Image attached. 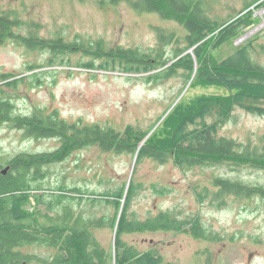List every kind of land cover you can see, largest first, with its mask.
<instances>
[{"label": "rangeland", "instance_id": "1", "mask_svg": "<svg viewBox=\"0 0 264 264\" xmlns=\"http://www.w3.org/2000/svg\"><path fill=\"white\" fill-rule=\"evenodd\" d=\"M245 2L203 0V5L209 14L225 23L244 9ZM257 4L252 8L260 23L233 44L256 38L254 57L264 65V7ZM0 11L12 13L14 21L18 20L13 31L20 36L0 43V98H10L22 115L34 112L46 115L57 110L60 117L70 122H96L119 131L132 125L145 132L160 124L185 86V70L148 84L142 80L143 73L90 69L84 64L94 62L99 66L102 60H95L91 53L78 49L57 55L37 40L52 44L59 38L65 42L78 40V43L102 39L108 48L129 46L150 52L157 48L164 50L165 44L160 40V31H163L168 35L174 33L172 42L165 48L166 54L173 55L176 47L185 45L186 29L177 20L165 19L157 12L139 11L127 1L111 4L104 0H0ZM231 51L232 46L227 45L223 55ZM30 66L38 67L33 72ZM203 93L220 94L223 90L198 86L189 91L191 98ZM218 135L263 150L264 114L239 107L218 129ZM60 144L57 138L28 137L11 123H0L1 163L17 154L54 151ZM132 159L131 153L105 152L93 145L51 165L45 183L55 186L57 181L64 180L70 185L105 191L116 179L120 183L129 179L134 165ZM133 174L140 186L129 207L130 220H146L163 210H174L182 217L199 215L202 223L215 233L214 239L208 240L184 232H125L124 240L137 251L156 250L163 264H264V198L228 195L221 199L211 193L206 196L196 193L205 187L213 189L211 183L216 176L264 186V168L250 162L237 165L230 162L184 172L171 158L163 163L146 158ZM88 209L97 215L115 212L111 205ZM96 234L107 247L114 244L115 232L111 227L97 229ZM23 251L41 255L53 252L35 245Z\"/></svg>", "mask_w": 264, "mask_h": 264}, {"label": "trees", "instance_id": "2", "mask_svg": "<svg viewBox=\"0 0 264 264\" xmlns=\"http://www.w3.org/2000/svg\"><path fill=\"white\" fill-rule=\"evenodd\" d=\"M106 1L111 4L127 1L139 11L157 12L165 19L179 21L186 29L185 45L176 47L173 55L166 54L165 48L172 42L174 33L168 35L163 31H160V40L165 44L164 50L157 48L150 52L129 46L108 48L102 39L78 43V40L65 42L59 38L52 44L37 39L38 44L49 47L57 55L77 49L89 52L102 63L99 66L94 62L84 64L88 68L143 73L142 80L148 84H156L185 70V86L160 124L157 127L154 124L145 132L132 125L119 131L96 122H70L60 117L57 110L46 115L40 112L22 115L10 98H0V123H11L28 137L57 138L61 143L54 151L17 154L6 162L10 165L6 173L2 171L6 163L0 162V264H163L159 252H139L124 240L123 234L162 230L210 240L215 233L202 223L199 215L182 217L174 210H163L146 220H130L129 207L140 186L133 173L144 159L163 163L171 158L184 172L230 162L234 165L250 162L264 168V148H251L218 135V129L239 107L264 114V65L254 57L258 46L256 38L233 44L249 28L260 23L252 6L258 3L256 6L264 7V0H246L244 9L225 23L209 14L203 0ZM13 17L10 12L0 11V43L20 37L13 31L18 24ZM227 45L232 46V51L224 56ZM37 67L30 66V70L34 72ZM198 86H214L223 93H203L191 98L189 91ZM93 145L105 152L131 153L134 165L129 179L122 183L116 179L105 191L70 185L64 180L57 181L55 186L46 185L51 165ZM211 184L213 189L205 187L196 193L199 196L211 193L221 199L228 195L264 198L261 185L218 176ZM107 205L114 207L113 215L89 213V207ZM108 226L115 232L114 244L109 247L96 234L97 229ZM30 245L53 252L41 255L23 251Z\"/></svg>", "mask_w": 264, "mask_h": 264}, {"label": "flooded vegetation", "instance_id": "3", "mask_svg": "<svg viewBox=\"0 0 264 264\" xmlns=\"http://www.w3.org/2000/svg\"><path fill=\"white\" fill-rule=\"evenodd\" d=\"M9 167H10V165H8L7 167H5V170L8 169ZM5 170H3V168H2L3 173H6V172H4Z\"/></svg>", "mask_w": 264, "mask_h": 264}, {"label": "water", "instance_id": "4", "mask_svg": "<svg viewBox=\"0 0 264 264\" xmlns=\"http://www.w3.org/2000/svg\"><path fill=\"white\" fill-rule=\"evenodd\" d=\"M6 171H7V169L4 172H6Z\"/></svg>", "mask_w": 264, "mask_h": 264}]
</instances>
